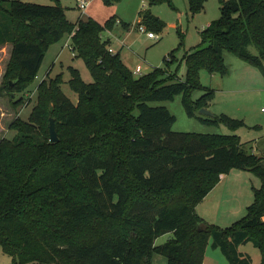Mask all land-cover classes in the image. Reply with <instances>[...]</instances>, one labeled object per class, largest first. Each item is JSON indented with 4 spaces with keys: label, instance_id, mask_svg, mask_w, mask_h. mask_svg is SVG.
Segmentation results:
<instances>
[{
    "label": "trees",
    "instance_id": "trees-1",
    "mask_svg": "<svg viewBox=\"0 0 264 264\" xmlns=\"http://www.w3.org/2000/svg\"><path fill=\"white\" fill-rule=\"evenodd\" d=\"M161 1L147 0L149 6ZM186 1L195 14L206 0ZM219 1V18L182 55L179 79L164 66L135 77L118 53L108 52L102 33L114 18L74 24L58 0H0V46L11 45L1 82L9 96L27 92L47 48L65 34L92 78L84 83L68 67L75 104L61 91V75L42 80L27 120L15 119L8 128L14 138L0 139V249L12 264H151L155 254L168 264H202L209 239L229 264H250L237 247L251 242L264 264V156L245 152L235 135L174 133V117L150 105L182 94L193 116L212 91L205 88L196 106L187 95L200 87L201 70L225 73L224 52L264 75V0ZM139 18L150 32L162 28L148 11ZM14 101L22 104L23 97ZM200 120L241 125L225 116ZM232 169L250 171L261 185L246 214L221 229L195 207ZM164 234L171 237L155 245Z\"/></svg>",
    "mask_w": 264,
    "mask_h": 264
},
{
    "label": "rangeland",
    "instance_id": "rangeland-1",
    "mask_svg": "<svg viewBox=\"0 0 264 264\" xmlns=\"http://www.w3.org/2000/svg\"><path fill=\"white\" fill-rule=\"evenodd\" d=\"M12 1V0H9ZM38 5H54L56 0H21ZM70 23L91 18L99 24L114 18L110 31L111 48L119 53L121 61L132 72L139 67L140 74L146 75L155 67H167L179 79L184 78L185 68L181 61L184 52L195 47L200 41V32L220 16V1L206 0L203 10L191 14L186 0H162L149 6L147 0H90L86 10L81 13L75 0H58ZM148 11L162 24L160 30H152L155 38H147L138 31L140 13ZM116 21V22H115ZM104 31L102 37L105 38ZM11 45L0 46V139H13L14 130L9 125L17 118L26 121L34 106L35 90L42 80L61 75L62 93L76 103L77 95L69 88L68 67L76 69L84 83H91L92 78L80 58H76L70 48V40L65 34L58 42L47 48L36 78L26 87L25 93L10 95L2 86V77L9 59ZM251 54H256L249 47ZM224 74L199 72L200 87L190 89L187 99L191 105L198 104V99L209 88L212 92L204 100L201 109L207 110L211 117L225 116L241 122V125L229 127L225 123H207L200 118H207L193 109V116H188L182 104L183 95L177 94L171 100L151 102V106L165 107L174 117L171 131L180 134H217L235 135L242 149L247 153L264 156V75L238 56L224 52ZM264 65V64H263ZM23 97V103L14 105L15 98ZM57 136V135H56ZM261 185L260 179L248 170L232 169L220 176L205 198L197 204L195 211L210 225L225 229L241 219L252 204L254 190ZM171 237L164 234L155 240L161 245ZM207 263L229 264L218 248H212L211 239L207 244ZM238 254L247 257L250 264H260L259 249L251 242L237 247ZM153 257L167 260L158 254ZM0 264H12L11 258L0 249Z\"/></svg>",
    "mask_w": 264,
    "mask_h": 264
},
{
    "label": "built area",
    "instance_id": "built-area-1",
    "mask_svg": "<svg viewBox=\"0 0 264 264\" xmlns=\"http://www.w3.org/2000/svg\"><path fill=\"white\" fill-rule=\"evenodd\" d=\"M89 3H90V0H75V4H76L77 8L81 11V13H83L86 10V8L88 7ZM138 31L140 33H145L147 38H150V39L155 38V35L152 32L146 30V28L143 25L138 26ZM108 52L112 53L113 50L109 47L108 48ZM139 71H140V69L136 68L133 71V74L134 75H138V74H140Z\"/></svg>",
    "mask_w": 264,
    "mask_h": 264
},
{
    "label": "crops",
    "instance_id": "crops-1",
    "mask_svg": "<svg viewBox=\"0 0 264 264\" xmlns=\"http://www.w3.org/2000/svg\"><path fill=\"white\" fill-rule=\"evenodd\" d=\"M116 22V21H115ZM110 31L109 30H106V33H105V38H103V39H107L108 41H109V47L111 48V38H110ZM112 49V48H111ZM113 50V49H112ZM113 52L114 53H118V52H115L114 50H113ZM119 54V53H118ZM123 62V61H122ZM125 65V64H124ZM137 68H139V67H137ZM140 72V71H139ZM264 148V147H263ZM264 153V152H263ZM213 248V247H212ZM206 259H207V247H206V249H205V253H204V258H203V262H202V264H209V263H207V261H206ZM151 264H168V263H166L163 259H160L159 257L158 258H154V257H152V260H151Z\"/></svg>",
    "mask_w": 264,
    "mask_h": 264
},
{
    "label": "water",
    "instance_id": "water-1",
    "mask_svg": "<svg viewBox=\"0 0 264 264\" xmlns=\"http://www.w3.org/2000/svg\"><path fill=\"white\" fill-rule=\"evenodd\" d=\"M199 113L205 116L211 117V114L205 109H201ZM48 132H49V141L51 143L57 141V136H56V132H55L54 124L52 120L49 121Z\"/></svg>",
    "mask_w": 264,
    "mask_h": 264
}]
</instances>
